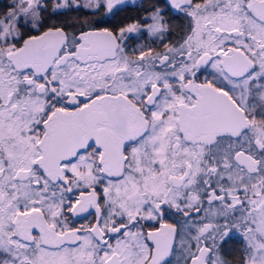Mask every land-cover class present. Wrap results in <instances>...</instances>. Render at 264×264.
I'll return each instance as SVG.
<instances>
[{"label": "snow or ice", "instance_id": "6c2138e0", "mask_svg": "<svg viewBox=\"0 0 264 264\" xmlns=\"http://www.w3.org/2000/svg\"><path fill=\"white\" fill-rule=\"evenodd\" d=\"M126 4L0 10V264H264V0Z\"/></svg>", "mask_w": 264, "mask_h": 264}, {"label": "trees", "instance_id": "16d2710c", "mask_svg": "<svg viewBox=\"0 0 264 264\" xmlns=\"http://www.w3.org/2000/svg\"><path fill=\"white\" fill-rule=\"evenodd\" d=\"M11 0H0V10L7 6ZM154 2H160L159 0H139L134 5L125 6L122 11H119L110 19L115 26H122L123 24L131 22L132 18L139 17L142 13V8H147L150 4ZM80 16V18H78ZM108 18L106 16H94L90 14V10L84 9L79 12H69L65 16H61L54 20L55 23L64 26H75L77 24H92L97 22L98 27H109ZM72 30H76L73 27Z\"/></svg>", "mask_w": 264, "mask_h": 264}, {"label": "flooded vegetation", "instance_id": "af4514ba", "mask_svg": "<svg viewBox=\"0 0 264 264\" xmlns=\"http://www.w3.org/2000/svg\"><path fill=\"white\" fill-rule=\"evenodd\" d=\"M160 2H162V0H159ZM138 1L129 3L127 2L126 6H130V5H134L136 4ZM156 3V2H154ZM140 15H142V13H140ZM111 16H106V18H108V23H109V29H115L118 26H115L112 23V20L110 19ZM78 18H80V16H78ZM169 18L171 19V23L174 26V32L173 34L169 37L170 40H175L179 37L180 33H181V29L184 26V22L179 19L176 18L174 16H172L170 14ZM77 30V29H76ZM75 31V30H74ZM132 43H142V44H151L154 47H157V49L159 50V46L161 44V41L159 40H155V38L148 36L147 34L144 35V37L140 40H133ZM169 222H176L177 226L180 227V224L175 221L174 219H170ZM242 247V244L240 242V238L238 236L233 237L232 241L229 242L228 244H226L223 248H222V255L224 256L225 259H228L229 261H232L235 263V261L238 259L239 257V249Z\"/></svg>", "mask_w": 264, "mask_h": 264}, {"label": "rangeland", "instance_id": "374dc122", "mask_svg": "<svg viewBox=\"0 0 264 264\" xmlns=\"http://www.w3.org/2000/svg\"><path fill=\"white\" fill-rule=\"evenodd\" d=\"M135 1H138V0H127V2H129V3H132V2H135ZM233 264H235V263L233 262Z\"/></svg>", "mask_w": 264, "mask_h": 264}]
</instances>
